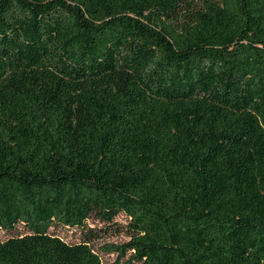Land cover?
<instances>
[{"label":"trees","instance_id":"obj_1","mask_svg":"<svg viewBox=\"0 0 264 264\" xmlns=\"http://www.w3.org/2000/svg\"><path fill=\"white\" fill-rule=\"evenodd\" d=\"M120 214L118 263L264 264V0H0V264Z\"/></svg>","mask_w":264,"mask_h":264},{"label":"rangeland","instance_id":"obj_2","mask_svg":"<svg viewBox=\"0 0 264 264\" xmlns=\"http://www.w3.org/2000/svg\"><path fill=\"white\" fill-rule=\"evenodd\" d=\"M128 221V218L123 214L118 215L114 222L110 224L91 217L86 221L83 229L55 227L50 229V233L70 244L79 243L85 237H89V244L101 258L102 264H128L130 252L118 263V254L104 251L106 244L121 245L130 240L131 233L127 228ZM27 233L28 231L25 226L17 225L12 232L0 231V240H6L10 237L25 235Z\"/></svg>","mask_w":264,"mask_h":264}]
</instances>
